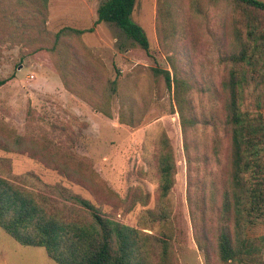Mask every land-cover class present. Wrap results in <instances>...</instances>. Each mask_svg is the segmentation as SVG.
I'll return each mask as SVG.
<instances>
[{
	"label": "rangeland",
	"instance_id": "rangeland-1",
	"mask_svg": "<svg viewBox=\"0 0 264 264\" xmlns=\"http://www.w3.org/2000/svg\"><path fill=\"white\" fill-rule=\"evenodd\" d=\"M104 1L48 0L47 34H44L37 30L38 21L29 2L18 4L17 0H0V13L5 14L10 25L5 26L0 41V80L7 79L0 86V121L21 136H32L49 149L87 163L121 199L131 188L149 193L145 207L138 204L131 212L118 211L117 219L140 229L155 225L154 234L162 231L171 239L178 264H205L194 241V224L199 227L201 221L193 199L197 193L193 183L188 184L184 144L186 140L189 161L195 169L191 174L195 185L203 179L219 181L227 164L229 140L223 120L216 113L220 108L216 95L222 70L219 57L225 55L218 39L217 23L224 17L229 21L231 13L229 8L212 6L203 0L204 15L190 18L188 0H174L173 19L179 26V33L181 27L183 30L186 26L194 27L191 30L194 44H186L190 51L182 47L185 33L177 35L176 41H164L159 37L161 5L157 0H136L132 20L147 36L148 56L140 48H133L131 40L115 25L94 24L97 8ZM93 26V32L61 39L57 51L51 50L53 35L60 29L84 30ZM69 46L78 52V70L82 74L79 79L85 77L82 66L93 64V80L99 76L97 80L102 85L106 83L108 88L111 85L107 80L116 81L108 91L111 118L93 110L65 88L66 77L67 83L81 96L99 104L106 94L100 83H95L92 90L75 83L77 79L70 75V62L74 61H70L66 50ZM85 47L88 51L82 50ZM172 64L178 77L189 86L187 115L196 116L185 136L174 108L172 91L166 89L162 76L152 72L153 68H159L172 73ZM89 80L91 78L86 81ZM119 116L134 126L120 124ZM161 133L169 138L176 168L174 185L163 202L167 216L163 223L152 219L147 212L159 211L155 205L157 180L152 155ZM205 157H208L206 164L202 163ZM0 175L35 193L57 197L58 189L65 188L97 204L86 189L26 154L0 151ZM112 207V204H105L101 209L110 215L114 212ZM246 233L249 237L264 235V224L251 226ZM262 256L264 259V251ZM0 264L55 263L47 258L43 248L21 246L0 228Z\"/></svg>",
	"mask_w": 264,
	"mask_h": 264
},
{
	"label": "trees",
	"instance_id": "trees-1",
	"mask_svg": "<svg viewBox=\"0 0 264 264\" xmlns=\"http://www.w3.org/2000/svg\"><path fill=\"white\" fill-rule=\"evenodd\" d=\"M26 1L38 21L37 30L47 34L45 23L48 0H17V3ZM202 1L188 0L190 18L204 15ZM157 2L161 5L159 37L164 41H176L177 35L185 33L182 47L192 51L186 44H194L195 38L191 34L194 27L186 26L184 30L181 27L179 33V26L173 19L174 0ZM207 3L229 8L231 13L229 21L224 17L217 23L220 32L218 39L225 55L219 57L222 70L216 95L220 100V108L216 113L223 120L229 148L227 164L219 181L203 179L195 185L191 176L195 169L189 161L185 140L188 184L193 183L197 193L193 199L201 221L199 227L194 224V241L203 254L205 264H264V235L249 237L246 233L249 227L264 224V2L207 0ZM135 7L136 0H105L97 8L94 24L115 25L131 40L133 48H140L149 56L147 36L143 28L132 20ZM12 14H15L14 11ZM4 15L0 13V41L5 26H10ZM93 29L94 26L84 30L64 27L54 33L51 50L57 51L61 39L72 35L81 37L93 32ZM66 50L70 61H74L70 62V75L77 79L75 83L78 82L87 90H92L95 83H100L106 94L103 103L99 104L81 96L64 76L65 88L93 110L111 118V94L108 91L112 85H116V81L107 80V84L111 85L108 88L106 83L102 85L97 80L99 76L96 81L93 80V64V67L82 66L85 77L79 79L82 74L77 64L78 52L70 46ZM82 50L88 51L86 47ZM171 68L172 73L159 68H153L152 72L155 76H162L166 89L172 91L174 108L185 136L187 128L194 125L196 116L191 113L187 115L190 110L186 97L188 84L178 77L173 64ZM89 78L91 80L86 81ZM6 82L7 79H1L0 86ZM118 122L134 126L121 116ZM0 151L28 155L67 181L86 189L97 202L95 205L65 188L58 189L57 197L35 193L0 175V228L19 245L43 248L47 258L55 264H178L171 239L162 231L159 235L154 234L155 225L140 229L117 219L118 211L131 212L138 204L145 207L150 199L149 193L131 188L126 197L121 199L87 163L49 149L32 136H21L2 121ZM206 162L208 157L202 163ZM152 166L157 180L155 205L159 211L147 212L152 219L163 223L167 217L163 202H166L172 190L176 170L173 149L165 133H161L158 138ZM190 199L188 192V201ZM105 204L113 205L114 212L110 215L101 209Z\"/></svg>",
	"mask_w": 264,
	"mask_h": 264
}]
</instances>
